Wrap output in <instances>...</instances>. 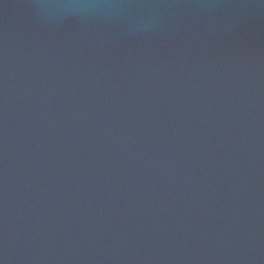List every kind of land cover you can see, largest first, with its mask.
<instances>
[{"label":"water","instance_id":"obj_1","mask_svg":"<svg viewBox=\"0 0 264 264\" xmlns=\"http://www.w3.org/2000/svg\"><path fill=\"white\" fill-rule=\"evenodd\" d=\"M0 264H264V0H0Z\"/></svg>","mask_w":264,"mask_h":264}]
</instances>
